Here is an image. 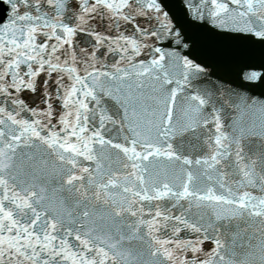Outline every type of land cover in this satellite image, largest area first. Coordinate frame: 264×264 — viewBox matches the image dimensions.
Wrapping results in <instances>:
<instances>
[{"label":"snow or ice","instance_id":"6c2138e0","mask_svg":"<svg viewBox=\"0 0 264 264\" xmlns=\"http://www.w3.org/2000/svg\"><path fill=\"white\" fill-rule=\"evenodd\" d=\"M256 88L264 0H0V264H264Z\"/></svg>","mask_w":264,"mask_h":264},{"label":"water","instance_id":"95a60500","mask_svg":"<svg viewBox=\"0 0 264 264\" xmlns=\"http://www.w3.org/2000/svg\"><path fill=\"white\" fill-rule=\"evenodd\" d=\"M196 55L198 57L197 62H199L200 59H204L209 64L207 77L201 81L195 82L201 86H204L206 81L210 79L213 82L221 81L225 85L231 83L232 87H235L236 83L238 82V76L241 73V70L244 68L246 63H250V61L242 58L226 57L215 49L206 45L198 48ZM255 63H258V61ZM253 91L256 95H260L264 90L256 88L253 89Z\"/></svg>","mask_w":264,"mask_h":264}]
</instances>
